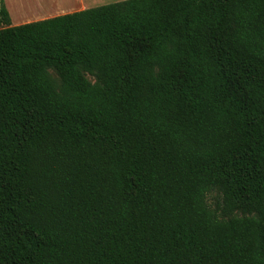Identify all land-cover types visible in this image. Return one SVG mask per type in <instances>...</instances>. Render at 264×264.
Segmentation results:
<instances>
[{
  "label": "trees",
  "instance_id": "16d2710c",
  "mask_svg": "<svg viewBox=\"0 0 264 264\" xmlns=\"http://www.w3.org/2000/svg\"><path fill=\"white\" fill-rule=\"evenodd\" d=\"M0 264H264V0H0Z\"/></svg>",
  "mask_w": 264,
  "mask_h": 264
},
{
  "label": "crops",
  "instance_id": "0c3cea01",
  "mask_svg": "<svg viewBox=\"0 0 264 264\" xmlns=\"http://www.w3.org/2000/svg\"><path fill=\"white\" fill-rule=\"evenodd\" d=\"M100 0H4L12 25L46 19L100 5Z\"/></svg>",
  "mask_w": 264,
  "mask_h": 264
},
{
  "label": "rangeland",
  "instance_id": "374dc122",
  "mask_svg": "<svg viewBox=\"0 0 264 264\" xmlns=\"http://www.w3.org/2000/svg\"><path fill=\"white\" fill-rule=\"evenodd\" d=\"M114 1H118V0H100L99 2H100V5H101V4H105V3H109V2H114ZM52 74L54 75V77H56V74H55V72L53 70H52ZM89 78L91 80H93V77L89 76ZM213 197L215 198V194L210 195V200L211 201L214 200Z\"/></svg>",
  "mask_w": 264,
  "mask_h": 264
}]
</instances>
